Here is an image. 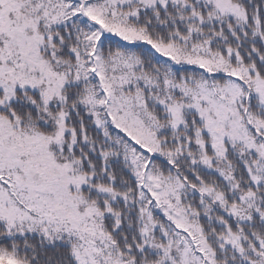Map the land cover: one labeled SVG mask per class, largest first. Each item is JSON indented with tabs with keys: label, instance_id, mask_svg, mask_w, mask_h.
Instances as JSON below:
<instances>
[{
	"label": "snow or ice",
	"instance_id": "1",
	"mask_svg": "<svg viewBox=\"0 0 264 264\" xmlns=\"http://www.w3.org/2000/svg\"><path fill=\"white\" fill-rule=\"evenodd\" d=\"M0 264H264V0H0Z\"/></svg>",
	"mask_w": 264,
	"mask_h": 264
}]
</instances>
